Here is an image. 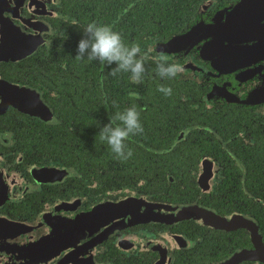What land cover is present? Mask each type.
Listing matches in <instances>:
<instances>
[{"label": "flooded vegetation", "instance_id": "obj_1", "mask_svg": "<svg viewBox=\"0 0 264 264\" xmlns=\"http://www.w3.org/2000/svg\"><path fill=\"white\" fill-rule=\"evenodd\" d=\"M237 1L0 0V264H264V0ZM93 21L185 74L77 60ZM132 105L119 161L99 132Z\"/></svg>", "mask_w": 264, "mask_h": 264}, {"label": "clouds", "instance_id": "obj_2", "mask_svg": "<svg viewBox=\"0 0 264 264\" xmlns=\"http://www.w3.org/2000/svg\"><path fill=\"white\" fill-rule=\"evenodd\" d=\"M67 21V18H65ZM72 25L78 21L72 20ZM83 37L78 42L77 60L99 61L103 65H112L110 75L115 77L118 73L130 74V80L135 84H141L146 74V62L151 61L156 65V74L161 79H175L185 74V66L179 62H170V58L163 50L157 51V44H149L142 48L140 44L125 43L122 34L115 30L110 24H98L95 21L83 27ZM49 35H55L49 32ZM43 43L50 44V41ZM158 91L166 96L172 94L170 86L160 85ZM131 96L139 98L136 93ZM144 127L141 121V112L135 105L117 111L110 115L109 122L104 124L99 132V139L105 142L111 149L115 158L126 161L132 157V149L128 147L127 141L131 137L143 134Z\"/></svg>", "mask_w": 264, "mask_h": 264}, {"label": "trees", "instance_id": "obj_3", "mask_svg": "<svg viewBox=\"0 0 264 264\" xmlns=\"http://www.w3.org/2000/svg\"><path fill=\"white\" fill-rule=\"evenodd\" d=\"M155 1L156 3L159 2V0H155ZM166 3L171 4V5H176L177 0H167ZM188 3H191V0H189ZM133 14L135 16L136 21L144 22L145 25H150L152 28H155L158 26L153 22L154 20H160L161 23H164L167 20V18L165 17L163 13L151 14V13H144V12L136 11ZM150 15H152V17H150Z\"/></svg>", "mask_w": 264, "mask_h": 264}, {"label": "water", "instance_id": "obj_4", "mask_svg": "<svg viewBox=\"0 0 264 264\" xmlns=\"http://www.w3.org/2000/svg\"><path fill=\"white\" fill-rule=\"evenodd\" d=\"M234 5H241V0H238L237 2H235ZM196 31H197V26L194 27V28L188 33V35H184V36H182V37H179V38L173 39L171 42H174V41L179 40V39H180V40H186L187 38L192 37L193 34H194ZM171 42H170V43H171ZM167 45H169V43H168V44H165V45H162V49H165ZM141 214H143V213H141ZM143 215H144V214H143Z\"/></svg>", "mask_w": 264, "mask_h": 264}]
</instances>
